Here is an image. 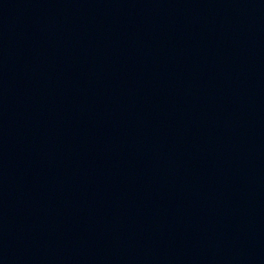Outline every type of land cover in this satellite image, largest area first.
Wrapping results in <instances>:
<instances>
[{"label": "water", "instance_id": "water-1", "mask_svg": "<svg viewBox=\"0 0 264 264\" xmlns=\"http://www.w3.org/2000/svg\"><path fill=\"white\" fill-rule=\"evenodd\" d=\"M0 264H264V0H0Z\"/></svg>", "mask_w": 264, "mask_h": 264}]
</instances>
